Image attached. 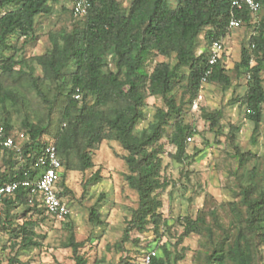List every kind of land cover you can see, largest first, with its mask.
<instances>
[{"label":"trees","instance_id":"obj_1","mask_svg":"<svg viewBox=\"0 0 264 264\" xmlns=\"http://www.w3.org/2000/svg\"><path fill=\"white\" fill-rule=\"evenodd\" d=\"M86 1L85 14L70 8L69 22L48 30L44 52L26 56L25 47L38 37L37 18L52 14L59 0H0V127L5 134L25 136L18 150L0 149V185L34 179L37 156L52 143L61 162L58 195L67 203L66 174L93 167L101 142L115 141L125 152L124 181L137 194L119 243H134L140 255L155 250L152 264H178L183 253L172 254L169 241L161 242L171 227L161 212L160 194L170 184L162 173L165 144L174 148L168 153L171 159L189 162L200 149L187 152V138L197 131L185 122L184 114L194 111L205 84L225 91L244 76V92L232 103L243 107L244 118L252 124L249 141L258 149L241 148L236 142L239 125L230 124L224 132L221 112L200 107L209 130L233 144L237 165L229 174L234 184L221 204L222 212L216 207L199 209L194 217L175 219L181 232L173 246L195 234L199 239L193 264H262L264 0L255 14L236 12L251 34L231 68L225 66L224 51L216 63L208 62L212 42L222 41L231 30L232 11L226 0H174L173 6L169 0H131L127 8L119 0ZM201 35L206 48L197 53ZM156 57L163 60L149 69ZM170 58L173 64L166 61ZM150 96L159 97L162 106L137 130ZM97 179L95 171L88 180ZM97 204L90 207L88 220L100 226L104 221ZM0 208V240L2 235L12 240L16 254L40 247L46 234L35 228L55 219L29 185L3 196ZM67 227L72 230L70 223ZM68 246L75 264H85L78 254L82 242L75 241L72 231ZM16 260L14 256L7 264ZM93 264L101 263L96 259ZM119 264H140V259L124 257Z\"/></svg>","mask_w":264,"mask_h":264},{"label":"rangeland","instance_id":"obj_2","mask_svg":"<svg viewBox=\"0 0 264 264\" xmlns=\"http://www.w3.org/2000/svg\"><path fill=\"white\" fill-rule=\"evenodd\" d=\"M131 0H119L123 8H127ZM174 5V0H169ZM73 0H59L53 5V12L49 16L37 18V40L25 47L26 56L37 55L49 46L47 32L51 28L59 27L70 20L69 9ZM65 8L66 10H63ZM80 18V17H79ZM77 18V19H79ZM251 30L245 24L231 29L222 39L225 55L223 61L227 68H231L238 60L241 47L246 46ZM206 48L202 35L199 38V47ZM163 60L156 57L149 63L152 68L155 61ZM170 64L174 59H166ZM264 85V69L262 71ZM245 89V77L232 82L229 89L223 91L215 84H205L200 91L196 105L184 114L187 123H193L196 134L187 139V152L192 154V149H200V152L192 156L190 161L178 163L168 156L174 151L173 146L165 144V152L162 154V173L170 184L160 194L162 201L161 212L168 219L171 227L170 233L164 234L162 241H169V249L183 253L184 258L178 264H193L194 254L198 248V236L190 234L177 246H173L181 227L175 222L177 217L189 215L194 217L199 209L207 210L216 207L222 212L221 204L229 197V189L234 181L229 171L237 165L233 144L223 136H215V132L209 130L208 122L202 117V110L221 112L220 123L223 131L227 132L230 124L239 125L236 134V142L243 149L257 150L249 141L252 124L243 116V107L239 103H232L233 98L241 95ZM162 106L159 97L150 96L143 107L144 117L136 129L144 127L152 118L157 107ZM259 137V142L263 141ZM124 150L115 141H102L93 154V167L79 172L70 171L64 180L65 199L70 208V215L64 222L48 218L43 226H37V232L46 234L40 247L22 249L16 254V245L12 240L7 241V236L2 235L0 240V264H7L9 259L16 256L17 262L13 264H75L68 240L71 231L77 242H82L78 248V254L85 259V264H93L94 260H100L101 264H119L124 257L132 262L140 259V247L131 242H122V231L130 210L137 205V194L130 189L123 178L126 171L122 156ZM98 172V179L90 182L88 179ZM98 202L97 208L104 223L100 226L93 225L88 220L89 209ZM67 223L71 224L69 230ZM151 234V233H149ZM159 242V243H161ZM152 245V244H151ZM262 264H264V246L262 247Z\"/></svg>","mask_w":264,"mask_h":264},{"label":"built area","instance_id":"obj_3","mask_svg":"<svg viewBox=\"0 0 264 264\" xmlns=\"http://www.w3.org/2000/svg\"><path fill=\"white\" fill-rule=\"evenodd\" d=\"M228 1L232 16L228 26L230 29L238 28L242 25L241 19L236 15L237 11L247 10L252 14L259 11L261 0H226ZM87 7L86 0H74L71 8L75 14H85ZM224 51L223 42L215 40L209 49V64L213 65L222 57ZM77 98L78 95L76 94ZM196 104H193L195 106ZM188 140L191 138L188 137ZM25 140L22 132L17 137L11 134H5L0 127V149H19V145ZM35 165L39 168L37 176L32 180H23L21 182L13 181L4 185H0V199L12 194L20 185L31 186L32 192H38L41 196L43 206L56 220L65 221L70 215V208L58 195L60 188L61 162L58 157L55 145L47 144L41 153L37 156ZM1 214V208H0ZM156 255L155 250L142 252L140 255V264H152V260Z\"/></svg>","mask_w":264,"mask_h":264}]
</instances>
